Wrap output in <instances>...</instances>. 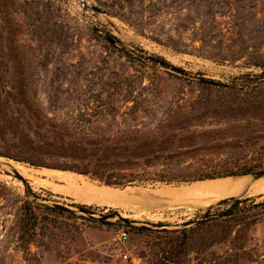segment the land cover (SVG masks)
<instances>
[{
	"label": "rangeland",
	"instance_id": "374dc122",
	"mask_svg": "<svg viewBox=\"0 0 264 264\" xmlns=\"http://www.w3.org/2000/svg\"><path fill=\"white\" fill-rule=\"evenodd\" d=\"M262 74L264 0H0V103L20 124L26 100L82 133H148L169 117L191 118L188 125L228 144L188 162L193 169H254L263 157L235 146L251 145L247 137L262 126L212 111L218 102L250 101L244 89ZM8 162L51 170L1 157L0 264H264V209L256 208L263 195L185 211L162 201L200 181L117 188L61 171L158 203L103 208L59 196ZM53 205L74 218L44 210ZM120 230L125 244L114 240Z\"/></svg>",
	"mask_w": 264,
	"mask_h": 264
},
{
	"label": "trees",
	"instance_id": "16d2710c",
	"mask_svg": "<svg viewBox=\"0 0 264 264\" xmlns=\"http://www.w3.org/2000/svg\"><path fill=\"white\" fill-rule=\"evenodd\" d=\"M254 78L264 80V74ZM244 90L250 95V101L216 102L212 113L216 116L231 113L244 121L251 120L255 126H262L263 129L247 137L255 140L251 145L239 146L236 142V146L233 143L229 146L263 157L255 168L264 170V81ZM6 106L7 102L0 103V157L34 167L74 172L105 186L123 188L135 183L202 182L245 176L255 171V168L214 169L206 164L193 169L188 162L217 152L228 144L221 138L209 137L210 132L197 131L188 125L194 120L191 118L169 117L148 133L118 131L110 135L76 132L65 124L54 123L31 107L29 100L21 105L25 118L20 124L11 119ZM216 141H223L224 145ZM24 208L30 209V204L25 203ZM76 208L92 215L89 208ZM256 208L264 209V202ZM44 210L74 218L70 211L49 207Z\"/></svg>",
	"mask_w": 264,
	"mask_h": 264
},
{
	"label": "bare ground",
	"instance_id": "6f19581e",
	"mask_svg": "<svg viewBox=\"0 0 264 264\" xmlns=\"http://www.w3.org/2000/svg\"><path fill=\"white\" fill-rule=\"evenodd\" d=\"M8 167L15 170L21 176L31 180L33 183L46 186V188L49 187L55 194L64 196L83 205L111 209L119 207L123 208V206H136L138 208H133L134 210L142 211L147 209L149 211V209H151L150 207L155 206L156 208V205L158 204L156 203L155 205V203L152 202L154 200L150 201L152 198L151 194L143 195L138 192H132L135 199H128V192L118 193L120 192L118 189L99 188L88 181L83 180V178L67 172L54 170H40V172H35L27 170L22 166H17L12 162H8ZM38 176H40V178ZM164 191L165 190H163V192ZM243 195H263L264 197V179L251 182L249 177H230L199 183L194 182L179 189L175 194L170 195L169 199L162 202H165V205L167 204L166 206L168 208L177 209L181 207L185 211H190L192 209L205 208L214 203L216 200H212L216 198L226 196L238 197ZM129 210H131V208Z\"/></svg>",
	"mask_w": 264,
	"mask_h": 264
},
{
	"label": "water",
	"instance_id": "95a60500",
	"mask_svg": "<svg viewBox=\"0 0 264 264\" xmlns=\"http://www.w3.org/2000/svg\"><path fill=\"white\" fill-rule=\"evenodd\" d=\"M0 159H1V157H0ZM54 171H56V170H54ZM14 174L20 180L24 181L23 178L20 175H18L16 172H14ZM239 177H249L251 179V182L263 180L264 179V170L258 171V172H255V173H251V174H248V175H245V176H239ZM105 187H107V186H105ZM226 200H232V199H222V200H219L217 202H220V203L222 202L223 203ZM53 206H54L53 208L62 209V210H65V211L72 212L71 210H69V208L67 206H61V205H53ZM85 215H87L89 218H93L92 215H89V214H85ZM121 220L126 225H130L131 224V222L128 221V220H125V219H121Z\"/></svg>",
	"mask_w": 264,
	"mask_h": 264
},
{
	"label": "built area",
	"instance_id": "2783aa9c",
	"mask_svg": "<svg viewBox=\"0 0 264 264\" xmlns=\"http://www.w3.org/2000/svg\"><path fill=\"white\" fill-rule=\"evenodd\" d=\"M114 240L118 244H125L128 241V234L124 230L117 231L115 233ZM124 258H127V256H125Z\"/></svg>",
	"mask_w": 264,
	"mask_h": 264
}]
</instances>
